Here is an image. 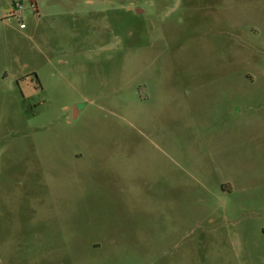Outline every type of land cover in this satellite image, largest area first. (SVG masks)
<instances>
[{"label": "rangeland", "instance_id": "1", "mask_svg": "<svg viewBox=\"0 0 264 264\" xmlns=\"http://www.w3.org/2000/svg\"><path fill=\"white\" fill-rule=\"evenodd\" d=\"M0 264H264V0H0Z\"/></svg>", "mask_w": 264, "mask_h": 264}, {"label": "built area", "instance_id": "2", "mask_svg": "<svg viewBox=\"0 0 264 264\" xmlns=\"http://www.w3.org/2000/svg\"><path fill=\"white\" fill-rule=\"evenodd\" d=\"M21 12H22V10H21V5L18 4V5L16 6L14 12L12 13V15H13V16H15V15H19V14H21ZM20 27H21V28H25L26 26H25V24H24L23 22H21V23H20Z\"/></svg>", "mask_w": 264, "mask_h": 264}, {"label": "water", "instance_id": "3", "mask_svg": "<svg viewBox=\"0 0 264 264\" xmlns=\"http://www.w3.org/2000/svg\"><path fill=\"white\" fill-rule=\"evenodd\" d=\"M76 110H77V109H75V114H77Z\"/></svg>", "mask_w": 264, "mask_h": 264}, {"label": "crops", "instance_id": "4", "mask_svg": "<svg viewBox=\"0 0 264 264\" xmlns=\"http://www.w3.org/2000/svg\"><path fill=\"white\" fill-rule=\"evenodd\" d=\"M26 28V27H25Z\"/></svg>", "mask_w": 264, "mask_h": 264}]
</instances>
